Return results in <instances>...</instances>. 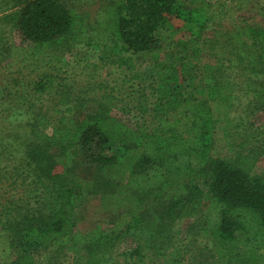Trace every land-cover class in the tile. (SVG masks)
<instances>
[{
  "label": "trees",
  "instance_id": "1",
  "mask_svg": "<svg viewBox=\"0 0 264 264\" xmlns=\"http://www.w3.org/2000/svg\"><path fill=\"white\" fill-rule=\"evenodd\" d=\"M187 2L122 0L113 27L79 26L58 0H0V229L14 254L2 264H42L50 250L44 264H184L191 217L188 232L209 236L232 264H264V127L253 122L264 112V23L241 18L202 39L206 8ZM174 16L199 32L155 54ZM14 33L50 61L73 45L92 48L111 80L83 91L62 76L10 74ZM189 61L196 71L185 75ZM123 192L152 194L160 207L78 242L80 203Z\"/></svg>",
  "mask_w": 264,
  "mask_h": 264
},
{
  "label": "rangeland",
  "instance_id": "2",
  "mask_svg": "<svg viewBox=\"0 0 264 264\" xmlns=\"http://www.w3.org/2000/svg\"><path fill=\"white\" fill-rule=\"evenodd\" d=\"M58 1L67 6L77 18L79 26H97L107 23L109 19L110 26L113 27L115 26V9L122 2V0ZM184 1H188L187 3L191 5L202 4L203 8H206L209 21L201 32L202 39L210 38L218 30L233 31L236 23L241 18L264 23V0H179V2ZM197 32H199L198 27L192 24L187 26L175 16L171 17L169 23L160 32H157L159 48L155 51V54H161L162 51L165 52L168 49L173 50L179 42L194 38L198 34ZM10 39L14 42L16 50H18L14 55V67L9 69L10 74L11 72L15 73L18 67H22L24 69L21 72V76L31 78L34 82L41 80V76L38 75L53 74L57 78V81L62 76L68 80L67 84L73 85L77 90L83 91L88 86L93 88L94 82L111 80L113 73L111 67L100 68V53L92 48H87L85 45H73L68 49L69 51H62L64 55L62 57L60 54L58 57L60 61L57 62L56 60L50 61V59L54 58L45 52L34 51L35 47L25 42L18 33L11 34ZM201 42L203 40H200ZM195 46L200 50L202 49V43H197ZM28 50H33L35 55L27 52ZM206 50L207 47L205 46L204 51ZM206 55L207 53H202V57ZM209 59L211 63L214 62L212 58ZM23 60L25 61L23 62ZM186 67L185 75L187 72L190 74L195 73L196 68L193 67L191 61L187 63ZM6 71L1 69L2 75H8ZM31 71L35 73L31 74ZM54 96V93L49 97L45 96L43 100L44 106H49L50 101L56 100ZM150 101L152 106L157 99L155 96H151ZM114 116L126 125H133L134 121L129 116H125L120 112L118 113V111L114 112ZM253 122L256 126L264 127V112L259 113L253 118ZM48 131L51 133L50 129ZM258 168L264 169V157L259 161ZM177 191L180 190L174 187L172 190H169V194L177 196ZM167 193L168 191L165 194L166 198ZM142 199L143 197L140 195L128 192H123L121 195L113 198L110 195L106 198L101 195L90 196L88 200L83 201L82 204L80 203L76 212L77 225L75 231L78 234V242H81L84 236L92 234L98 229L107 228V226L115 220H119L123 215L130 217L143 214L149 217L145 219H150L155 214L156 208L160 207V204L157 202L156 206L154 203L156 199L152 197V194L151 196L148 195V198ZM142 201H145V203H142ZM195 221L196 218L192 217L184 219V227L181 230L183 231L182 238H188L187 242L184 243V264H232L225 256V253L217 247L209 236L204 235L202 231L198 233L194 231L197 234L196 236L188 232V230H194L193 225H196ZM188 235L189 237H187ZM8 245V236L0 229V264L4 261L12 260L14 257V254L12 255L11 250L8 249ZM131 246L132 243L130 241L123 243L117 249L116 255L118 256L120 253L129 250ZM50 255L51 250L42 255L38 259L39 262L44 264ZM167 259L172 260L173 258L172 256H168ZM120 260L122 261L121 258Z\"/></svg>",
  "mask_w": 264,
  "mask_h": 264
}]
</instances>
